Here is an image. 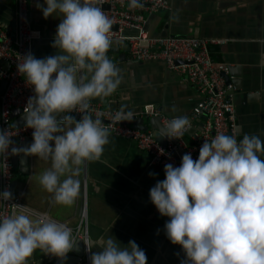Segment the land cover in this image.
Returning <instances> with one entry per match:
<instances>
[{"label":"clouds","instance_id":"9594fccd","mask_svg":"<svg viewBox=\"0 0 264 264\" xmlns=\"http://www.w3.org/2000/svg\"><path fill=\"white\" fill-rule=\"evenodd\" d=\"M141 6V0H129L130 8ZM35 7L45 19L61 18L51 42L56 52L43 58L26 53L16 65L34 93L25 115L32 142L10 148L7 130H0V155L23 151L50 161L38 182L54 203L71 206L80 193L79 166L99 160L109 142L103 113L89 109L92 99L109 97L121 83V70L106 55L114 44V22L99 0H43ZM73 111L82 114L79 119L69 115ZM132 119L124 106L111 116L113 123ZM189 127L186 115H176L157 136L180 139ZM262 156L264 141L258 135L244 134L238 141L235 135L217 133L204 140L195 160L185 152L178 166H163L164 179L150 187L149 200L169 218L163 230L172 244L180 245V264H264ZM10 199L7 188L0 191V200ZM76 242L66 223L25 205L0 216V264H27L36 249L63 260ZM85 245L86 251L99 249L89 255L90 264L147 262L132 239L123 245L112 235L101 236Z\"/></svg>","mask_w":264,"mask_h":264},{"label":"crops","instance_id":"0c3cea01","mask_svg":"<svg viewBox=\"0 0 264 264\" xmlns=\"http://www.w3.org/2000/svg\"><path fill=\"white\" fill-rule=\"evenodd\" d=\"M37 2L43 4V0H28L32 26L39 32L31 50L35 57L43 58L56 52L51 42L61 18H43L35 7ZM169 2L170 10L145 14L150 35L221 41L210 44V54L215 62L226 64L224 71L234 87L238 139L244 134H255L264 141V0ZM0 24L12 38L15 37L16 0H0ZM124 47L125 43L114 41L106 53L121 70L119 87L109 97L91 101L109 108L124 106L126 112L133 114L140 113L145 105H153L170 118L186 115L190 127L185 138L191 141L192 135L199 130L197 120L191 115L201 94L163 62L132 61L129 52L127 60L123 61ZM23 123H26L23 113L13 117L14 126ZM49 167L50 161L29 155L28 172L15 168V194H20L27 205L48 210L53 217L70 224H76L85 214L89 220L90 240L112 235L126 245L132 239L145 251L146 264H180L184 253L180 245L172 244L166 238L163 230L169 218L161 216L149 200L150 187L164 179V171L152 165L151 157L135 142L110 134L99 160L79 166L76 178L80 180L81 188L71 206L54 203L52 194L39 184V175ZM150 172L155 175L149 176ZM91 250L99 251L96 247ZM31 257L39 260V264H50L39 249Z\"/></svg>","mask_w":264,"mask_h":264},{"label":"built area","instance_id":"2783aa9c","mask_svg":"<svg viewBox=\"0 0 264 264\" xmlns=\"http://www.w3.org/2000/svg\"><path fill=\"white\" fill-rule=\"evenodd\" d=\"M16 3L15 37L12 38L0 24V60L9 62L10 66L4 69L3 65H0V82L6 81L4 90L0 91V130H7V134L13 141L10 148L17 147L18 143L26 138L32 140L33 129L27 127L26 123L14 126L12 113L15 108H19L23 114H26L28 98L34 95L31 87L26 84V77L18 73L16 65L23 62L24 54H32L33 41L39 35L29 17L28 0H16ZM141 3V7L130 8L129 0H99V6L116 26V29L112 28L113 40L129 44V60L163 62L166 67L180 73L186 82L196 88L201 94V99L194 107L191 117L197 121L201 120L203 124L192 135L191 141L185 138L187 130L180 139L174 138L175 142L167 140V143L163 145L156 139L155 130L144 131L124 121L113 123L111 116L118 110L117 108L104 107L99 102L90 101L89 112L103 113L101 119L110 134L135 142L139 149L151 157V164L160 166L162 169L167 163L174 166L180 164L179 148L184 153L190 152L195 160L204 140H210L217 133L235 135L239 141L237 113L233 102L234 87L231 83H227L221 75V72L227 69L226 64L220 65L215 62L210 54V44L221 41L188 36H152L147 30L145 14L170 10L171 5L169 0H141ZM69 115L79 119L82 114L73 111ZM132 116L134 119L137 115L132 113ZM142 116L146 118L160 116L162 124L171 119L153 105H145ZM13 157L14 154L10 150L0 155V191L7 188L11 192L12 181L15 178ZM18 205H25L38 213L61 221L53 217L48 210H39L27 205L20 194H11V199L8 201L0 200V216L9 214L14 208H18ZM61 222L72 228L74 240L80 239L85 244L88 243L90 240L89 220L85 214L76 224ZM85 244L83 255L73 264H90L89 255L92 250L86 251ZM39 250L50 264H60V258ZM72 250L66 256L71 254ZM27 264H39V260L29 257Z\"/></svg>","mask_w":264,"mask_h":264},{"label":"water","instance_id":"95a60500","mask_svg":"<svg viewBox=\"0 0 264 264\" xmlns=\"http://www.w3.org/2000/svg\"><path fill=\"white\" fill-rule=\"evenodd\" d=\"M106 8H108L107 5H106ZM112 28L116 29V26L113 25ZM173 36H181V35H173ZM128 51H129V44L125 43L124 52L121 54L123 61L127 60V52ZM177 62L180 63V61H177ZM0 65H3L4 69H8L10 67L9 62L3 61V60H0ZM221 75L224 77V79L226 80L227 83H231L230 76L227 75L225 71H222ZM5 86H6V81L2 80L0 82V91H3ZM142 110H143V108H142ZM142 110L140 111V113L135 114V115H137L136 118H134L130 121H124V122L129 123L133 127L144 130V131H147L150 129L155 130L156 131V139L160 143H162L163 145H165L167 143V140L175 142L174 138L169 139L167 137L161 138V137L157 136L159 134L160 127H162V125H163L161 123L160 116H150L149 118H146V117L142 116ZM20 114H22L21 109L15 108L13 110L12 117H15V116L20 115ZM24 115H26V114H24ZM197 122H198L199 128H200L203 123L201 120L197 121ZM29 144H30V139L26 138L25 140L20 142V148H26ZM179 154H180V157L184 154V152L181 148H179ZM13 162H14L15 168H19L23 172H28V170H29V155L28 154L24 153L23 151L15 153L14 157H13ZM11 194L12 195L15 194L14 180L12 181ZM83 249H84V242L82 240L78 239L76 244L73 247L71 254L67 255L65 259L61 260L60 264L76 263L79 260V258L83 255Z\"/></svg>","mask_w":264,"mask_h":264}]
</instances>
